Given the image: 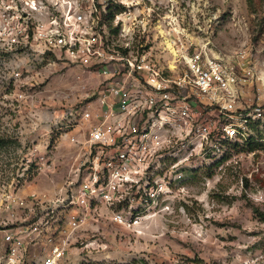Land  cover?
<instances>
[{"label": "rangeland", "instance_id": "1", "mask_svg": "<svg viewBox=\"0 0 264 264\" xmlns=\"http://www.w3.org/2000/svg\"><path fill=\"white\" fill-rule=\"evenodd\" d=\"M22 1L30 10L32 1ZM36 2L31 12L42 23L55 17L62 24L72 8L91 20L90 35H101L107 49L147 53L162 66L205 48L236 66L237 107L264 108V0ZM176 43L185 46L178 51ZM103 65L117 64L83 63L40 41L0 43V230L25 239L26 264L49 255L47 236L59 239L72 212L54 198L67 195L65 181L79 178L88 159V121L79 109L103 85ZM217 144L172 150L158 176L165 188L138 200L132 214L126 201L98 204L61 264H264V122L252 118L247 140ZM118 211L139 222H119Z\"/></svg>", "mask_w": 264, "mask_h": 264}, {"label": "built area", "instance_id": "2", "mask_svg": "<svg viewBox=\"0 0 264 264\" xmlns=\"http://www.w3.org/2000/svg\"><path fill=\"white\" fill-rule=\"evenodd\" d=\"M31 1H26L28 10L22 0H0V43L22 47L40 41L47 50L60 48L83 63L97 59L117 64L102 66L103 85L79 109L88 121V159L77 168L79 178L65 181L67 195L54 198L73 208L59 239L47 236L50 253L39 264H61L74 232L87 224L98 204L126 201L132 214L138 204L155 199L165 188L158 176L172 150L190 145L191 151L205 145L218 148L221 139L247 140L252 118L264 122V108L237 107L236 66L205 48L190 56L176 52L175 65L162 66L147 53L131 57L107 49L101 35H90L91 20L72 8L62 24L55 17L42 23L31 12L39 10L37 2ZM184 46L176 43L178 51ZM115 219L139 222L138 216L121 211ZM0 231V264H26L25 239L11 229Z\"/></svg>", "mask_w": 264, "mask_h": 264}, {"label": "trees", "instance_id": "3", "mask_svg": "<svg viewBox=\"0 0 264 264\" xmlns=\"http://www.w3.org/2000/svg\"><path fill=\"white\" fill-rule=\"evenodd\" d=\"M255 211L261 214V212L258 208H255Z\"/></svg>", "mask_w": 264, "mask_h": 264}]
</instances>
